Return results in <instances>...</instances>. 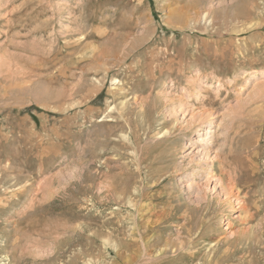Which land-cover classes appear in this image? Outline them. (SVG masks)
<instances>
[{
    "label": "rangeland",
    "instance_id": "1",
    "mask_svg": "<svg viewBox=\"0 0 264 264\" xmlns=\"http://www.w3.org/2000/svg\"><path fill=\"white\" fill-rule=\"evenodd\" d=\"M263 71L264 0H0V264H264Z\"/></svg>",
    "mask_w": 264,
    "mask_h": 264
},
{
    "label": "bare ground",
    "instance_id": "2",
    "mask_svg": "<svg viewBox=\"0 0 264 264\" xmlns=\"http://www.w3.org/2000/svg\"><path fill=\"white\" fill-rule=\"evenodd\" d=\"M261 74H263V76H264V71H263ZM229 153H230V152H229ZM228 155H231V153L228 154ZM228 155H227V156H228ZM221 162H222V160H221ZM223 163H224V162H223ZM226 163H228L227 160H226ZM230 163H231V162H230ZM221 164H222V163H221ZM222 165H224V164H222ZM226 165H227V164H226ZM231 165H232V164H231ZM234 165H235V164H234ZM230 167H231V166H230ZM227 168H229V166H228ZM234 168H235V167H234ZM229 169H230V168H229ZM236 170H237V169H236ZM234 171H235V170H234ZM226 172H227V171H226ZM224 173H225V172H224ZM227 173L229 174L230 172H227ZM230 174H231V173H230ZM233 175H234V174H233ZM235 175H237V174H235ZM238 175H239V174H238ZM223 176H225V175H223ZM240 176H241V175H240ZM233 177H234V176H233ZM233 177H231V179H232ZM236 178H238V176H237ZM236 178H235V179H236ZM240 179H242V176L240 177ZM240 179H237V180H240ZM244 179H245V177H244ZM228 180H229V179H228ZM242 180H243V179H242ZM231 182H232V181H231ZM231 182H230V185L232 186L234 183L231 184ZM233 182H234V181H233ZM237 182H238V181H237ZM241 182H242V181H241ZM242 183H243V182H242ZM243 184H244V183H243ZM230 185H229V186H230ZM231 186H230V187H231ZM235 186H236V185H235ZM227 187H228V186H227ZM228 188H229V187H228ZM230 189H231V188H229L228 190H230ZM231 192H232V189H231ZM238 192H239V191H238ZM238 192L236 193L237 196H239V195H238V194H239ZM227 193H228V192H227ZM248 193H249V192H248ZM230 194L233 195L232 193H230ZM236 194H235V195H236ZM245 194H246V193H245ZM233 196H234V195H233ZM237 196H236V199H238ZM243 199L245 200V197H243ZM240 201H241V200H240ZM199 202H200V201H199ZM241 202L243 203V201H241ZM249 202H250V201H249ZM239 203H240V202H239ZM242 203H241V204H242ZM245 203H246V202H245ZM245 203H244V204H245ZM252 204H253V203H252ZM243 207H244V205H243ZM245 207H246V206H245ZM245 207H244L243 209H246ZM247 208H248V206H247ZM251 216H252V215H251ZM249 219H250V218H249ZM186 231H187V230H186ZM188 235H189V234H188ZM174 241H175V240H174ZM180 244H181V243H180ZM211 247H212V246H211ZM163 254H164V253H163Z\"/></svg>",
    "mask_w": 264,
    "mask_h": 264
}]
</instances>
